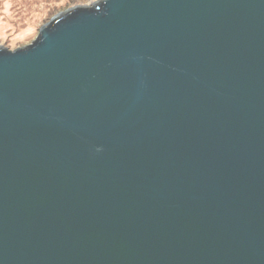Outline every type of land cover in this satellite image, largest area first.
I'll return each mask as SVG.
<instances>
[{
  "label": "water",
  "instance_id": "obj_1",
  "mask_svg": "<svg viewBox=\"0 0 264 264\" xmlns=\"http://www.w3.org/2000/svg\"><path fill=\"white\" fill-rule=\"evenodd\" d=\"M0 264H264V0H97L0 46Z\"/></svg>",
  "mask_w": 264,
  "mask_h": 264
},
{
  "label": "rangeland",
  "instance_id": "obj_2",
  "mask_svg": "<svg viewBox=\"0 0 264 264\" xmlns=\"http://www.w3.org/2000/svg\"><path fill=\"white\" fill-rule=\"evenodd\" d=\"M97 0H0V46L15 50L32 43L39 29L67 8Z\"/></svg>",
  "mask_w": 264,
  "mask_h": 264
}]
</instances>
